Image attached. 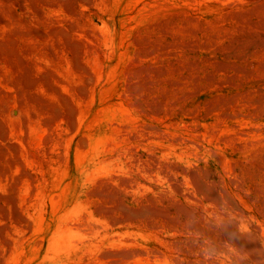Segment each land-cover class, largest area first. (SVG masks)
<instances>
[{"label": "rangeland", "instance_id": "1", "mask_svg": "<svg viewBox=\"0 0 264 264\" xmlns=\"http://www.w3.org/2000/svg\"><path fill=\"white\" fill-rule=\"evenodd\" d=\"M221 199L259 249L264 0H0V264H198Z\"/></svg>", "mask_w": 264, "mask_h": 264}, {"label": "clouds", "instance_id": "2", "mask_svg": "<svg viewBox=\"0 0 264 264\" xmlns=\"http://www.w3.org/2000/svg\"><path fill=\"white\" fill-rule=\"evenodd\" d=\"M210 213L194 211L184 221V239L193 249L198 264H264V240L257 237L255 240L260 241L261 247L252 251L234 242L237 239L253 240L252 221L248 217L228 199L215 203ZM224 235L226 239H221ZM253 253L259 259L253 260Z\"/></svg>", "mask_w": 264, "mask_h": 264}]
</instances>
